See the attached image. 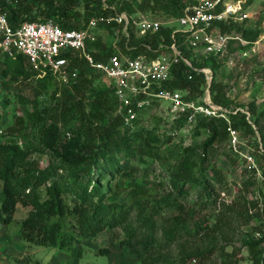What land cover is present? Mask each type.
<instances>
[{
	"label": "trees",
	"instance_id": "1",
	"mask_svg": "<svg viewBox=\"0 0 264 264\" xmlns=\"http://www.w3.org/2000/svg\"><path fill=\"white\" fill-rule=\"evenodd\" d=\"M196 2L0 0V12L6 14L12 27L24 21L52 19L64 29H81L91 17L114 11L149 12L161 20L175 18L182 14L186 5ZM104 4L114 5V9ZM221 8L219 3L217 9ZM174 28L175 25L164 24L155 34L138 35L128 24L127 45L133 48L127 50L125 37L117 33L121 26L113 21L100 23L95 30L97 39L88 48L96 61L115 53L114 42L131 56L144 54L154 58L169 47ZM219 28L223 33L236 32L248 45L264 32V27H247L245 21L220 23ZM160 35L166 47L157 49ZM175 37L180 43L181 34L176 33ZM233 40L229 41L228 48ZM144 44H149L150 49ZM181 49L193 67L211 70L209 86L203 72H196L180 61L173 65L171 78L160 88L181 90L185 99L194 100L201 99L208 88L211 101L222 107L224 116H197L189 126L193 127L194 136L204 132L205 138L193 145L180 146L176 152L166 149L163 157L164 146L171 144L188 124L185 115L170 122L158 117V121L149 126L153 116L138 113L130 125L124 124L121 116L115 114L116 100L110 88L95 84L94 75L99 74L76 52L69 54V68L77 67L76 81L69 84L59 83L50 72L39 76L20 54L2 59L1 107L15 109L18 103L23 112L14 117L0 140L1 224L8 225L17 206L21 205L27 212L20 223V236L32 244L67 249L76 243L80 247L84 240L119 228L123 234L120 244L127 247L140 264H188L191 259H196L198 264L208 261L216 252L215 247L200 249L196 245L191 247L190 242L196 243L214 232L228 241L233 219L245 217L248 210V201L239 194L237 201H222L216 214L209 211L218 203L220 192H229L225 177L214 161L215 154L230 138L231 131L237 136L248 135L256 150H259L255 135L258 132L264 151V125L260 121L264 109L257 111L253 102L243 109V105H236L226 97L215 76L221 57L210 55L196 59L185 46L181 45ZM260 71L264 80V66L257 70ZM32 78L36 80L34 85ZM22 81L30 82L31 86L21 84ZM49 90H52V102L39 106V97L43 102ZM60 120L69 124L67 130L60 128ZM28 134L36 142V148L23 143L22 138ZM40 155L48 158L44 166L40 164ZM170 158H175V163L168 171L169 194L151 198L137 186L128 191L129 202L117 199L112 181L132 176L140 164L147 171L151 167L148 159L161 162ZM226 158L235 162L230 153H226ZM249 184L251 182L242 181L238 191L244 188L249 192ZM191 189H196V193L195 198L189 200ZM260 199L264 210L263 192ZM244 243L251 252L249 263H242L234 251L227 252L221 247L218 249L220 264H264V249L260 248L258 240ZM174 245L176 255H172ZM163 251L169 255H162ZM98 252L108 253L109 249Z\"/></svg>",
	"mask_w": 264,
	"mask_h": 264
},
{
	"label": "rangeland",
	"instance_id": "2",
	"mask_svg": "<svg viewBox=\"0 0 264 264\" xmlns=\"http://www.w3.org/2000/svg\"><path fill=\"white\" fill-rule=\"evenodd\" d=\"M248 13L249 17L244 20L247 27L256 25L259 28L264 27V2L260 0L252 1ZM221 58L222 61L216 69L215 76L220 82L226 97L236 105H243V109H246L248 103L253 102L257 111L263 110L264 80L262 72H257V70L264 66V32L253 44L248 45L242 39L233 40L230 48L226 49ZM94 76L96 85H106L100 75L95 74ZM35 81V78L31 79L32 85L35 84ZM29 83L21 82L27 87L31 86ZM16 86L18 87L19 84ZM51 94L52 90L46 92L43 102L39 97V106H48L52 102ZM165 106L147 111L148 114L153 116L149 126L158 121V117L169 122L174 119L173 113ZM22 112V106L18 103L15 105V109L5 110L1 107L0 125L5 130L13 123L14 117L21 115ZM260 121L264 125V116ZM78 124L79 121L76 122V126ZM59 126L62 130H67L69 124L60 120ZM237 135L234 137L233 134H230V138L219 146L215 154L214 161L225 177L227 191L229 192L225 190L220 192L218 203L216 206L211 207L209 211L216 214L221 209L220 203L222 201L225 203L237 201L239 194L245 196L248 201V210L244 211L245 217L233 219L228 241L222 240L219 234L214 232L196 243L190 242L191 247L196 245L200 249L215 247L216 252L211 255L208 261L201 264H220L218 249L221 247L227 252L234 251L237 257H241L240 261L242 263H249L251 252L244 242L250 240H258L260 248L264 249V210L260 199V193H264V151L261 148L258 132L255 135L259 143V150L255 149L253 140L248 135ZM203 138H205L204 132L194 136L193 127L186 125L178 132L171 144L164 146L161 156L165 155L166 149L176 152L179 148L193 145ZM0 140H3V137ZM22 140L29 147H37L30 134ZM226 153H230V156L235 158L234 163L226 158ZM39 158L41 165L47 164L48 158L46 155H40ZM148 160L151 167L147 171H144V166L140 164L138 171L132 176L118 177L111 182V187L117 193L118 200L124 199L129 202L128 191L137 186L151 198H159L170 193L167 182L168 171L170 166L175 163V158H170L168 161L161 160V162L153 159ZM253 169L254 171H252ZM242 181L251 182L249 192L244 188L238 191ZM217 191L219 192L220 189H217ZM195 193L196 189H191L188 199H194ZM26 212V208L18 205L13 219L8 225H3L0 222V264H33L35 261H38L39 264H140L129 249L120 244L123 234L119 228L106 230L93 239L84 240L81 242L80 247L76 243L67 249L29 243L20 236V223ZM210 223H214L213 217H211ZM175 246L172 249V255L177 254ZM105 248L109 249L108 253L98 252V250ZM167 254L168 252H162V255ZM188 264H198V261L191 259Z\"/></svg>",
	"mask_w": 264,
	"mask_h": 264
},
{
	"label": "built area",
	"instance_id": "3",
	"mask_svg": "<svg viewBox=\"0 0 264 264\" xmlns=\"http://www.w3.org/2000/svg\"><path fill=\"white\" fill-rule=\"evenodd\" d=\"M252 1L255 0H197L194 4L186 5L179 16L166 20L155 18L149 12L114 11L109 15L91 17L86 27L81 29H64L52 19L24 21L12 27L6 14L0 12V64L5 57L14 58L20 54L27 58L30 67L38 71L39 76L50 72L59 83L69 84L75 82L77 77V67L69 68V54L76 52L110 88L116 100L115 114L121 116L124 124L130 125L138 113L146 116L148 110L166 105L174 119L185 115L189 126L199 115L224 116L222 107L211 101L208 88L201 99L194 100L185 99V93L181 90L160 88L161 84L171 78L173 65L183 61L192 70L204 73L208 87L211 70L208 67H193L191 60L184 56L181 45L190 50L196 59L210 55L221 57L229 41L240 38L234 31L221 32L219 24L244 21L249 17L248 9ZM219 3L222 5L220 10L217 9ZM104 7L114 9V5L104 4ZM112 21L121 26L117 33L125 37L124 47L127 50L133 48L127 45L128 24L137 30L138 35L155 34L164 24L175 25L171 33L172 42L154 58H147L144 54L131 56L114 42L115 53L96 61L88 45L97 39L95 30L98 24ZM176 33L181 34L180 43L175 37ZM160 39L157 49L166 47L162 35ZM144 45L150 49L149 44ZM1 79L0 73V114L3 102ZM3 134L4 128L0 125V139ZM230 134L235 137L233 131Z\"/></svg>",
	"mask_w": 264,
	"mask_h": 264
},
{
	"label": "water",
	"instance_id": "4",
	"mask_svg": "<svg viewBox=\"0 0 264 264\" xmlns=\"http://www.w3.org/2000/svg\"><path fill=\"white\" fill-rule=\"evenodd\" d=\"M211 80V79H210ZM210 83V82H209Z\"/></svg>",
	"mask_w": 264,
	"mask_h": 264
}]
</instances>
